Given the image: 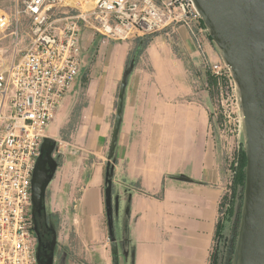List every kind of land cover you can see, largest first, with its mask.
Returning a JSON list of instances; mask_svg holds the SVG:
<instances>
[{
	"label": "crops",
	"instance_id": "0c3cea01",
	"mask_svg": "<svg viewBox=\"0 0 264 264\" xmlns=\"http://www.w3.org/2000/svg\"><path fill=\"white\" fill-rule=\"evenodd\" d=\"M175 33L154 35L131 72L126 71L131 43L102 44L93 32H83L85 59L95 45L98 54L82 108L89 137L77 145L93 157L81 154L91 161L81 168V187L70 188V197L79 192L78 198L60 209L70 213L80 254H69L66 238L47 245L48 250L42 241L41 264H213L226 187L224 163L210 134L212 114L199 76L201 52L186 28ZM204 46L217 60L218 47L211 41ZM122 86L112 161L110 140ZM74 163L71 159L69 168ZM112 166L114 176L108 172ZM108 189L113 227L117 222L121 231L114 244Z\"/></svg>",
	"mask_w": 264,
	"mask_h": 264
},
{
	"label": "built area",
	"instance_id": "2783aa9c",
	"mask_svg": "<svg viewBox=\"0 0 264 264\" xmlns=\"http://www.w3.org/2000/svg\"><path fill=\"white\" fill-rule=\"evenodd\" d=\"M10 1L11 13L0 8V34L11 37L10 50L0 49V264H39L33 177L47 132L81 73L84 27L94 28L102 44L184 27L200 52L208 32L193 0H84L93 9L76 15L59 11L68 0ZM222 69L212 66L215 76Z\"/></svg>",
	"mask_w": 264,
	"mask_h": 264
},
{
	"label": "rangeland",
	"instance_id": "374dc122",
	"mask_svg": "<svg viewBox=\"0 0 264 264\" xmlns=\"http://www.w3.org/2000/svg\"><path fill=\"white\" fill-rule=\"evenodd\" d=\"M62 5H68V8H61L59 11L69 12L71 15H76L80 13L79 11H90L94 6L92 3L84 2V0H68L62 3ZM0 8L11 13L13 7L10 0H0ZM24 27H26V24ZM85 30L95 34L94 28L91 26H85L83 32H85ZM175 35L176 33L171 35V37L174 38ZM206 38L205 42L211 41L213 45H215L209 33L206 34ZM141 39L144 38L132 39L129 42L123 43H131L133 45V50L137 42ZM10 47L11 37L9 33L0 34V49L6 53L10 50ZM97 51L98 46L95 45L92 50L87 53L86 59L83 53V67L81 73L73 90L66 96L67 98L69 95L74 94V97L71 101L62 103L47 132V139L55 142V147L51 155L54 173L45 191L42 212L39 214L34 211V205L32 207L31 214L37 236V251L38 248H42V241L46 244L44 249L48 250L51 243H56L60 238H66V240L62 241H66L65 245L69 254H80V252H78V243H76L75 240V228L70 227L69 224L68 216L70 213L62 212L60 209H62V206L65 207L75 203V198H78L79 192H76L75 197H70V188L75 186H77V188L81 187V184L78 183L80 182L81 168L83 164L87 163V156L93 157L88 152L83 151L82 147L77 145V142L79 141L81 144V142L87 140L89 137L83 128L85 119L82 114V108L86 103L87 83L90 80L92 64L96 60ZM202 51L201 58L203 60V66L199 70L200 75H198L204 79V95L205 99L209 101L212 114L210 134L219 145L224 163V174L226 176L221 223L218 230L213 264H236L245 196V185L242 183V177L246 175L247 165V159L245 160L246 127L241 107L240 91L237 83L233 79L232 72L222 57L221 50L218 48V59L215 61L210 59L205 46H203ZM128 59L131 60L132 55H129ZM216 64H220L223 67L222 75L220 76H215L213 73L212 66ZM110 141L109 160L112 159V161H114V153L112 157L110 156L113 134ZM57 142H62L63 145L59 146ZM75 145H77V147L73 148ZM81 154L87 156L81 157ZM71 159H75V163L69 168L68 163L71 162ZM89 161L91 160L89 159L88 162ZM108 172L114 176L116 174L115 167L112 166V170H108ZM113 232L114 237H116V235L120 236L121 234L117 222L113 227ZM57 245L59 244L57 243L56 246Z\"/></svg>",
	"mask_w": 264,
	"mask_h": 264
},
{
	"label": "water",
	"instance_id": "95a60500",
	"mask_svg": "<svg viewBox=\"0 0 264 264\" xmlns=\"http://www.w3.org/2000/svg\"><path fill=\"white\" fill-rule=\"evenodd\" d=\"M211 40L221 50L240 91L246 127V182L236 264H264V0H193ZM124 87L119 92L111 157L120 130ZM55 142L44 141L32 185L34 211L41 213L54 169ZM106 193L109 237L110 189ZM114 246V260L116 261ZM39 264V256L37 251Z\"/></svg>",
	"mask_w": 264,
	"mask_h": 264
},
{
	"label": "trees",
	"instance_id": "16d2710c",
	"mask_svg": "<svg viewBox=\"0 0 264 264\" xmlns=\"http://www.w3.org/2000/svg\"><path fill=\"white\" fill-rule=\"evenodd\" d=\"M153 36H147L144 39H141L137 42L136 46L133 48L132 53L130 55H132V59H128L127 64H126V71H131L133 72L134 69L137 66V62L139 61V57L140 55H142L145 51V49L147 48V46L150 44V42L152 41ZM245 160H246V156H245ZM246 163V161H245ZM245 180H246V175H243L242 177V183L245 185Z\"/></svg>",
	"mask_w": 264,
	"mask_h": 264
},
{
	"label": "flooded vegetation",
	"instance_id": "af4514ba",
	"mask_svg": "<svg viewBox=\"0 0 264 264\" xmlns=\"http://www.w3.org/2000/svg\"><path fill=\"white\" fill-rule=\"evenodd\" d=\"M40 261V260H39Z\"/></svg>",
	"mask_w": 264,
	"mask_h": 264
}]
</instances>
